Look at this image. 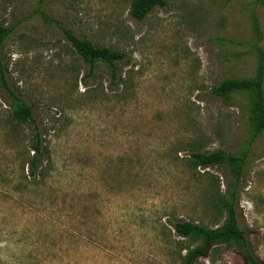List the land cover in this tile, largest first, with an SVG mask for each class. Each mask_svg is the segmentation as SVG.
<instances>
[{"label": "rangeland", "instance_id": "1", "mask_svg": "<svg viewBox=\"0 0 264 264\" xmlns=\"http://www.w3.org/2000/svg\"><path fill=\"white\" fill-rule=\"evenodd\" d=\"M134 1L0 0L6 82L36 120L13 119L0 83V264H182L200 240L171 221L221 227L234 182L190 154L220 151L246 160L239 223L264 262V132L248 92L212 93L258 75L264 0H168L143 21ZM66 30L124 54L118 78L90 73ZM36 131L49 161L33 183ZM193 264L246 263L230 243Z\"/></svg>", "mask_w": 264, "mask_h": 264}, {"label": "trees", "instance_id": "2", "mask_svg": "<svg viewBox=\"0 0 264 264\" xmlns=\"http://www.w3.org/2000/svg\"><path fill=\"white\" fill-rule=\"evenodd\" d=\"M168 6V0H135L131 7V14L136 20L143 21L153 10L165 9ZM254 20L258 31L259 26L256 17H254ZM64 33L75 52L89 65L90 73H93L95 64L99 61L108 66L113 78H118V67L125 60L124 54L109 48L96 46L90 41L82 40L71 31L66 30ZM8 35L9 30L5 26L0 25V48L3 46ZM257 51L260 54L261 65L255 79L245 81L227 80L216 85L212 89V93L218 98L227 99L231 94L248 92L252 97L255 112V133L258 135L264 132V51L261 48H258ZM5 70L6 64H3L0 59V83L4 87L3 89L13 97V119L18 124L35 125L36 120L33 108L16 99L13 91L7 85ZM30 142L33 156L29 161V177L34 183L43 175V163L45 161L48 162L49 157L42 134L39 131H36L32 135ZM190 157L195 165L202 169L223 165L228 166L234 176V182L233 184H229L221 203V208L226 214L225 222L221 227L208 229L193 222L171 221L179 237L200 240L199 246L190 249L182 257V264H193L195 261L207 257L214 246L230 243H234L242 251L246 264H264L253 253L247 231L242 229L239 223L240 195L237 188L246 164L245 158L221 151L214 153H191Z\"/></svg>", "mask_w": 264, "mask_h": 264}]
</instances>
